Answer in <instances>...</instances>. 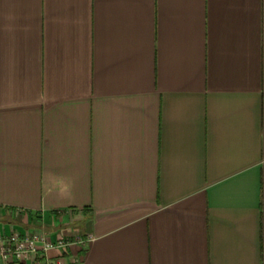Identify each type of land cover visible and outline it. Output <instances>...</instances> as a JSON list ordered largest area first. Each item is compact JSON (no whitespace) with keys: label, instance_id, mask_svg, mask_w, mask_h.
Wrapping results in <instances>:
<instances>
[{"label":"crops","instance_id":"0c3cea01","mask_svg":"<svg viewBox=\"0 0 264 264\" xmlns=\"http://www.w3.org/2000/svg\"><path fill=\"white\" fill-rule=\"evenodd\" d=\"M67 264H264V0H0V234Z\"/></svg>","mask_w":264,"mask_h":264},{"label":"built area","instance_id":"2783aa9c","mask_svg":"<svg viewBox=\"0 0 264 264\" xmlns=\"http://www.w3.org/2000/svg\"><path fill=\"white\" fill-rule=\"evenodd\" d=\"M84 243L80 237L51 240L47 233L37 231L0 234V264H67L61 257L53 258L51 254Z\"/></svg>","mask_w":264,"mask_h":264}]
</instances>
